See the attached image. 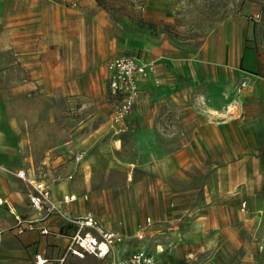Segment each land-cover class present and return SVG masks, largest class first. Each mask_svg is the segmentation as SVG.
I'll return each instance as SVG.
<instances>
[{
	"label": "crops",
	"instance_id": "1",
	"mask_svg": "<svg viewBox=\"0 0 264 264\" xmlns=\"http://www.w3.org/2000/svg\"><path fill=\"white\" fill-rule=\"evenodd\" d=\"M14 1L16 5H39L38 12L54 29V38L39 45L38 51H33L37 55L32 53L28 58L38 82L62 84L69 77L64 70L74 65L85 69L103 64L109 76L112 57L107 64L100 54L94 53L89 59L81 49L82 55L63 59L58 44V0ZM176 2L180 3L147 0L146 4L152 11H171ZM49 33L47 30L46 34ZM141 52L159 56L160 64L157 71H150L140 81V101L120 125L119 143V149L136 152L138 172L134 176L130 172L118 186L101 185L99 176L87 174L98 159L110 158L107 149L112 147V139L99 140L109 132L107 122L97 127L92 135H87L85 146L97 143L100 151L86 159L87 152L76 148L75 151L83 150L86 155L76 164L74 174L83 170L85 180L78 191L64 193H78L80 197L62 204V211L37 220L38 226L51 230L43 234L38 228L18 230L9 204L23 217L37 219L39 212L30 202L28 183L15 176L10 162L1 163L0 198L7 203L0 202V264H37V254L46 258L44 264L58 262L69 242L70 221L97 208H106L103 221L109 224L102 222L103 225L123 235L128 233L127 223L135 228L137 223L140 227L144 222L136 215L128 222L123 215L124 219L113 227L108 222L114 216L111 211L148 210L154 221L168 229L166 236L172 244L182 239L189 243L190 253L215 246L227 231L237 228L244 215L242 208L255 217L264 214V49L230 44L221 52V61H212L205 51L181 61L161 51ZM224 71L230 73L227 84L223 81ZM61 187L64 185L58 186V190ZM55 194L52 190L53 198L58 200ZM243 201L247 202L245 207ZM77 203L86 208L73 211ZM118 245L115 255H126L124 251L118 254ZM109 256L69 254L67 259L78 264H98Z\"/></svg>",
	"mask_w": 264,
	"mask_h": 264
},
{
	"label": "rangeland",
	"instance_id": "2",
	"mask_svg": "<svg viewBox=\"0 0 264 264\" xmlns=\"http://www.w3.org/2000/svg\"><path fill=\"white\" fill-rule=\"evenodd\" d=\"M179 1L171 11H152L147 0H58L62 57L84 54L92 59L98 53L109 62L116 54L142 53L144 49L165 52L180 61L205 51L212 61H221V52L230 44L264 49V0ZM14 2L0 1V164L10 162L15 176L19 168H25L47 178L61 200L65 192L78 191L85 180L83 170L75 172L73 178L68 176L76 168V148L87 152L86 159L100 151L97 143L87 148L86 137L107 122L109 132L99 140L112 139V147L107 149L110 158L98 159L87 174L99 176L101 185L116 186L130 172L134 176L139 158L133 150L119 149L122 133L112 127L114 99L107 85L106 65L69 67L64 70L69 77L62 84L38 82L28 58L37 55L33 51H38L39 45L54 38V29L38 12L39 5ZM223 81L230 82V73L223 72ZM60 185L64 187L58 190ZM85 208V204L77 203L73 211ZM115 209L110 226L116 227L123 215L128 222L134 215L144 222L135 228L130 222L125 225L128 233H124V244L118 245V254L147 247L155 254V264H264L263 213L255 217L242 208L244 215L237 228L227 231L215 246L190 253L189 243L182 239L172 244L166 236L168 229L154 221L148 210L134 212L135 208H128L123 213ZM93 212L104 222L106 208ZM148 217L153 221L150 225L146 224ZM114 257L98 264H109ZM52 263L79 262L68 258Z\"/></svg>",
	"mask_w": 264,
	"mask_h": 264
},
{
	"label": "built area",
	"instance_id": "3",
	"mask_svg": "<svg viewBox=\"0 0 264 264\" xmlns=\"http://www.w3.org/2000/svg\"><path fill=\"white\" fill-rule=\"evenodd\" d=\"M160 64V57L154 54L146 53H119L112 57L109 62L110 74L107 85L110 96L114 99L112 111V127L114 132L121 130L120 124L135 109L140 101V81L150 72L157 71ZM86 152L78 150L74 153L76 164L81 163L85 158ZM16 174L26 181L29 185V198L33 207L39 212V218L23 217L16 208L9 204V209L13 213L16 226L20 232L27 229L38 228L41 233L51 232L48 226H38L37 220L49 216L55 211H62L61 205L77 200L78 193L64 194L61 200H56L52 196V187L47 178L32 174L25 168H19ZM74 173H70L69 178H73ZM88 198V194H83ZM1 203L6 200L0 198ZM7 203V202H6ZM246 201H243L242 207H245ZM148 222L151 221L148 217ZM71 232L68 233L69 242L64 254L58 259L61 263L67 260L69 254L84 257L90 253L98 257L115 255L118 244L125 242V236L119 231L107 228L103 225L100 218L93 212L77 216L70 221ZM58 230V233H62ZM140 238L144 237L139 233ZM37 264H44L46 258L37 254ZM155 254L151 251L138 249L129 252L126 255L117 257L115 255L112 264H155Z\"/></svg>",
	"mask_w": 264,
	"mask_h": 264
},
{
	"label": "bare ground",
	"instance_id": "4",
	"mask_svg": "<svg viewBox=\"0 0 264 264\" xmlns=\"http://www.w3.org/2000/svg\"><path fill=\"white\" fill-rule=\"evenodd\" d=\"M6 144V143H5ZM162 248V247H161Z\"/></svg>",
	"mask_w": 264,
	"mask_h": 264
}]
</instances>
